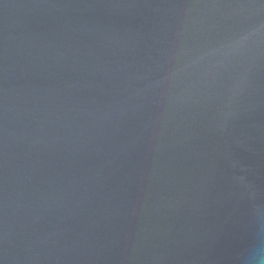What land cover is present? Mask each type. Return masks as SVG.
Listing matches in <instances>:
<instances>
[{"label": "water", "instance_id": "95a60500", "mask_svg": "<svg viewBox=\"0 0 264 264\" xmlns=\"http://www.w3.org/2000/svg\"><path fill=\"white\" fill-rule=\"evenodd\" d=\"M0 264H264V0H0Z\"/></svg>", "mask_w": 264, "mask_h": 264}]
</instances>
